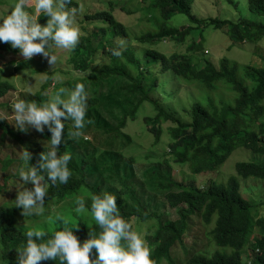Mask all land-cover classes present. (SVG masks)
I'll return each instance as SVG.
<instances>
[{"label":"trees","instance_id":"16d2710c","mask_svg":"<svg viewBox=\"0 0 264 264\" xmlns=\"http://www.w3.org/2000/svg\"><path fill=\"white\" fill-rule=\"evenodd\" d=\"M143 1L147 2V6L142 12L144 16H150L153 24L151 30L134 37L138 43L149 46L141 58H136L130 48L121 50L112 43V38L126 39L130 34L127 26L118 21L111 10L84 14L87 20L93 21L89 23L91 32L79 36L76 46L70 49L69 63L82 76L94 75L96 82L113 77L128 80L132 86L127 93L138 98L116 127L101 126L91 120L85 124V128L93 127L104 133L112 144L119 141L123 146V142L128 144L129 139L121 133L122 128L128 119L134 121L137 118L140 105L149 103L157 114L153 118H145L146 130L158 142L162 134L160 126L169 123L166 153L175 163L188 165L192 174L218 172L238 148L264 155V52L260 55L255 53L247 63L242 64L226 57L213 62L203 55L208 50L202 48L207 28L224 31L232 44H259L256 46L258 48L264 42V23L246 18H239L237 21L219 17L199 18L191 11L194 0ZM227 1L234 11H238L236 3ZM247 2L250 13L264 17V0ZM77 7L73 0L66 4V8ZM177 14L185 16L188 25L182 28L167 26V20ZM194 32H198L199 39L187 44L188 54L173 53L167 56L156 50L157 46L166 41L183 44ZM114 49L120 51V56L112 55ZM15 53L17 51L8 43H0V56L6 57ZM99 53L108 58L107 64H95ZM121 58L134 69V74L129 73L127 67L120 62ZM7 63L13 64L14 60L0 64V100L15 89L13 84L2 78L1 73ZM19 68L22 69V66L15 67L16 70ZM52 75L53 73H49L48 79L41 84L39 90L25 100H35L38 104L47 102L48 88L53 82L49 77ZM159 75L172 76L195 90L196 100L192 101L188 121H182L167 113L159 101L151 97L158 89ZM71 84L68 81L58 87L72 89L74 86ZM215 92L216 96L213 95ZM89 103L96 105L97 100L91 98ZM67 128L72 131L65 122L64 130ZM0 133V153L6 157L1 161L0 170L3 174L10 175L8 178L4 177L8 180L16 176L10 171L24 163L20 157L14 156L11 141L16 143L22 140L4 119H0ZM38 133L40 139H43L42 145H27L28 149L35 146L36 155L44 151V147L47 148V140L51 135L47 129ZM78 139L85 148L89 146L91 151L85 153L78 164L69 160L68 167L72 175L67 184L52 185L45 182L46 195L40 215L23 217L14 202L0 204V255L5 264H15V248L24 243L23 231L27 228L43 230L49 236L55 230H60L62 221L55 220L58 214L77 224L73 232L81 242L89 238V232L94 236L99 233L100 229L92 220L90 212L86 211L77 216L73 211V201L78 195L84 196L87 209L91 195L102 194L97 186H90L87 182L88 171L95 164L99 149L87 142L83 136ZM6 140L9 142L6 143ZM69 144L62 134L57 155L64 152L70 154ZM73 149L76 151V148ZM29 164L32 165L30 162ZM234 170L235 174L229 176L225 183L212 180L203 188H197L192 182L160 175L162 184H158V189L164 193L166 205L176 210L172 219L151 211L150 204L143 205L137 191L125 181L120 182L118 192L108 193L115 195L119 213L130 223L132 230L135 231L140 224L153 222V229L151 227L147 230L144 239L154 264H162L164 261L167 264H176L171 255L176 245L180 246L184 255L180 264H264V215H259L260 204L257 199L254 201L242 196L240 183L249 178L264 183V163L240 161L235 164ZM123 196L130 200L136 211L130 212L126 209ZM68 200L71 202L65 206ZM56 204L62 206L54 209ZM192 223L203 228L208 247L211 248L209 252L196 251L194 246L189 249L185 244L184 238ZM38 264L57 262L47 260Z\"/></svg>","mask_w":264,"mask_h":264},{"label":"rangeland","instance_id":"374dc122","mask_svg":"<svg viewBox=\"0 0 264 264\" xmlns=\"http://www.w3.org/2000/svg\"><path fill=\"white\" fill-rule=\"evenodd\" d=\"M78 7L74 13V26L79 29V36L91 32L90 22L85 18L84 14H92L96 11L111 10L116 16L117 20L125 24L128 28L129 38H112V43L119 49L130 48L133 50L136 58H141L144 51L149 47L147 44H140L134 40L135 36L151 30L153 24L150 16H144L143 8L147 6V2L143 0H73ZM248 0H232L237 4L238 11H234L233 6L227 0H194L191 4V11L199 18L205 17H219L220 19H229L237 21L239 18H246L253 21L264 23V17L253 15L248 11ZM16 0H0V16L7 14L9 6L13 5ZM26 10H32L34 7V0H25ZM47 17H40L38 22L43 24ZM169 27L182 28L188 25V20L185 16L177 14L170 17L166 23ZM82 28H84L82 30ZM205 42L202 43V48L208 50L204 56L209 60L217 62L221 57H226L231 61L239 63H247L251 56L261 54L264 52V42L260 47L248 43L232 44L224 31L214 30L213 28L205 29ZM199 39L198 32L191 33L183 44H177L173 41H166L156 47V50L170 54H188L187 44L190 41H197ZM17 53L10 56H0V64H4L10 60L14 63H7L4 65L2 71V78L9 81L14 86V91L0 100V115L8 116L5 118L10 128L14 131L16 136L22 142L13 144V154L20 157L24 150L31 154L29 162L36 165L39 155L34 152L35 146L28 149L27 145L37 143L42 145L43 139H40L39 133L31 126H26L24 131H20L14 127L11 120V109L8 108L9 102L19 97L25 99L32 97V95L39 90L41 84L46 82L48 74L53 73L50 79L49 98L54 96L61 88L59 85L71 81L73 86L76 83H83L87 92V106L85 120L87 122L93 121L101 126L114 128L117 126L121 117L130 109V107L137 102L138 98L134 95H129L127 92L131 89V83L119 77L109 79H101L96 82L94 75L82 76L77 72L72 64L69 63L71 57L70 50L53 48L51 51L56 55L57 59L54 64H49L46 57L39 54L34 55L28 60H25L19 55V50L14 49ZM129 73L134 74V69L125 62L123 58L120 59ZM108 58L103 57L102 54L96 57V65L107 64ZM22 66V69L16 70L15 67ZM154 70V69H153ZM41 71L40 73H38ZM170 72H167L169 74ZM158 89L152 93L151 97L159 101L161 107L167 113L173 115L182 121L189 120V109L192 101L196 100V92L191 87L183 85L180 81L173 79L172 76L159 75ZM94 90H96L94 92ZM213 95H217L215 92ZM95 98L96 105H90L89 100ZM156 111L149 103L140 105L137 113V118L132 121L127 120L126 125L122 128L121 133L127 136L129 143L123 142V146L118 141L114 144L105 136L104 133L91 127L81 130V135L85 137L87 142H90L94 147L99 149V154L90 166L88 171V180L90 186H97L100 193L104 192H118L120 189V182L125 181L126 184L132 186L137 192V196L143 205L150 204L151 211L163 214L165 218H174L176 210L170 209L164 201V193L158 189V184L161 183L160 175L164 177H173L178 181L192 182L197 188H203L209 181H218L217 183H225L229 176L235 174L234 166L237 162L248 161L254 163H264V155L254 154L244 148L235 150L225 161L218 172L192 174L188 165L175 163L173 158L168 155L166 144L168 143L167 127L169 123H164L160 126L162 134L158 142L155 141L154 136L146 130L145 118H153L156 116ZM72 128L71 121L66 122ZM47 128H45L46 130ZM44 130V131H45ZM84 130V132H83ZM47 132V131H46ZM71 131L67 128L62 132L65 138L70 142L71 159L74 164H78L85 153H90L91 148L82 145L78 137H72ZM1 134V133H0ZM18 141V140H17ZM9 141L6 140V143ZM11 144V145H12ZM76 148V151H74ZM5 149V148H2ZM3 153H0L1 161L4 160ZM112 166V167H111ZM16 172L15 169L10 171L11 174ZM10 175L3 174L0 170V204L4 202H14L17 191L31 190L33 185L31 182L22 184L15 176L8 180ZM43 183V181H42ZM241 194L244 198L249 200L257 199L260 204L259 215H264V183L260 180L249 178L241 182ZM4 186V187H3ZM45 188L47 184L44 182ZM81 196V195H78ZM84 197V196H83ZM125 207L128 211L134 212L137 209L132 205L130 200L123 196ZM261 201V203L259 202ZM71 201L68 200L67 205ZM55 205L54 209L61 207ZM63 206V207H65ZM53 212H56L54 210ZM153 222L148 224H140L136 228V232L145 241L144 236L147 230L152 227ZM153 229V227H152ZM185 244L190 249L191 246L196 248V251H210L208 242L204 236V230L201 226L192 223L184 238ZM1 250V247H0ZM247 254V253H246ZM172 258L176 264L182 262L184 255L180 246L176 245L171 251ZM209 255V254H208ZM206 255V256H208ZM244 259V258H243ZM0 264H5L1 259ZM162 264H167L164 261Z\"/></svg>","mask_w":264,"mask_h":264},{"label":"clouds","instance_id":"9594fccd","mask_svg":"<svg viewBox=\"0 0 264 264\" xmlns=\"http://www.w3.org/2000/svg\"><path fill=\"white\" fill-rule=\"evenodd\" d=\"M67 3L69 0H34V7L29 11L25 0H16L9 6L7 14L0 16V43L18 49L25 60L39 54L46 57L49 64H54L57 57L51 49L70 50L79 41V29L74 26L73 19L75 9L66 8ZM40 17H47L46 22L39 23ZM120 54L118 49L112 51L114 56ZM86 100L85 86L78 82L72 89L60 88L42 104L19 97L9 102L10 122L15 128L24 131L26 126H31L40 133L47 128L51 133L47 148L39 153L36 165L29 164L31 154L28 151L24 150L20 156L24 163L17 167L15 175L22 184L31 182L33 185L31 190L16 192L14 206L21 210L23 217L42 213L46 195L44 182L52 185L68 183L72 175L68 167L71 156L67 152L57 155L58 145L65 122L71 121L72 137L81 135L87 123ZM5 118L8 116L0 115V119ZM73 203L77 216L90 212L99 233L94 236L89 232V238L81 242L73 232L77 224L58 214L55 220L60 219L62 227L50 236L37 228L23 231L25 239L15 248V264H38L47 260L57 264H154L145 241L121 217L115 195L108 192L93 194L87 209L82 196H77Z\"/></svg>","mask_w":264,"mask_h":264}]
</instances>
